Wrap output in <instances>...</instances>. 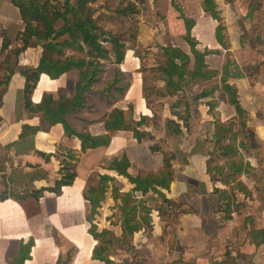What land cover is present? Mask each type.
<instances>
[{
  "label": "crops",
  "instance_id": "obj_1",
  "mask_svg": "<svg viewBox=\"0 0 264 264\" xmlns=\"http://www.w3.org/2000/svg\"><path fill=\"white\" fill-rule=\"evenodd\" d=\"M180 1L184 10L176 7L174 13L183 26L189 51L172 47L189 54L190 64H194L186 40L185 18L191 19V37L198 50L207 51V69L215 72L205 81L215 80L216 113L200 114L201 122L212 127L201 134L213 147L203 142L194 151L191 144L189 161L172 163L169 188H160V194L150 190L159 199H155L157 206L150 208L152 225L134 234L135 252L120 249L103 256L110 264H264V0H215L218 19L206 10L204 0ZM156 2L159 11L171 14L172 0ZM6 9H10L8 5ZM11 11L14 19H0V23L5 21L3 28L17 24L23 30L16 8ZM218 25L223 27V43L216 36ZM155 35L160 37L159 30L143 24L137 41L146 44ZM2 40L0 36V53L13 48L9 44L2 50ZM29 49L19 54L18 67L38 65L40 55L37 60L28 57ZM124 52L118 66L125 74V65L134 63L137 69L141 58L131 48ZM4 77H0V87H4L0 93V264H108L96 256L101 254L100 239L88 223V184L97 183L98 175L92 171L113 155L127 154L131 163L128 172L134 177L140 174V167L148 168L146 160L136 163L144 140L139 141L131 130L105 129L103 121L115 107L109 104L100 117L85 111L84 119H71L80 131L111 135L108 145L82 151L81 140L68 136L61 123H50L25 106L21 69L15 68L8 83L1 84ZM78 79L77 70L56 79L41 74L31 93L33 105L45 94L58 99L64 89L72 98ZM226 86L235 94L239 110ZM131 88L130 83L125 98ZM143 97L146 100L144 88ZM205 97L209 96L201 99ZM193 117L194 113L187 124ZM152 146L145 147L150 154L162 153L153 151ZM68 153L78 157L72 161L76 176L55 192L51 189L64 176ZM164 156L158 157L157 173L164 169ZM106 174L114 176L115 181L118 176L127 179V193L132 192L138 201L148 198L149 192L144 195L133 191L135 184L115 170L107 168ZM164 196L171 206L163 202ZM122 233L121 223L115 234L120 237Z\"/></svg>",
  "mask_w": 264,
  "mask_h": 264
},
{
  "label": "rangeland",
  "instance_id": "obj_2",
  "mask_svg": "<svg viewBox=\"0 0 264 264\" xmlns=\"http://www.w3.org/2000/svg\"><path fill=\"white\" fill-rule=\"evenodd\" d=\"M10 2L8 4L7 2ZM26 1V0H25ZM68 0H39L41 3H47L50 10H60L65 11ZM78 0H70L72 5H76ZM87 8H85V13L90 12L93 19H95L97 25L105 30L106 33H111L112 35L118 36L121 41L125 43V48H131L140 56L139 68H135L136 64L125 65V74L121 78L119 83L123 86L130 82L133 84L131 92L127 95V98L116 92L110 95L108 87L113 82L116 77V68H119L113 60H102L103 70L100 73L99 81L93 86V93L88 96V104L90 108L85 109V111L92 112L94 117L102 116L109 104L122 107L128 113H131V117L135 122L132 121V125L139 122L138 129L144 137V146H140L141 153H138L136 163H141V160H146L148 163L144 169L139 171V175L142 177L150 174L157 173L158 167L156 166L159 162V156L164 153L170 157V161L182 163L188 162V158L191 155L190 145H193L194 151L199 150L196 147H200L204 142V146L213 147V144L203 136V134L208 133V129L212 127L208 123L201 122L200 114H215L214 111L217 95L215 93L216 83L213 80L205 81V79H196L187 76L184 80L180 82V88L178 90L170 91L166 86L167 78L163 73V67H165L167 56L164 52V47L166 46H179L182 49L189 51V47L186 41L183 39L184 29L180 25L179 17L175 15L174 9L177 7L180 11L182 9V2L180 0H172L173 9L171 14H167L164 11H159L157 7V0H87ZM189 1V0H188ZM13 10L16 8L18 13V18L22 19L20 13V8L12 3V0H0V7H3V11L0 12V19H14L12 16V11L6 9V6ZM161 8V7H160ZM84 13V14H85ZM163 13V14H162ZM70 19L72 16H69ZM3 22H5L3 20ZM2 22V23H3ZM2 23H0V36L9 44H12V49H7V51H1L0 53V77L1 81H5L7 77V72L11 69L17 68L19 63V56L14 53L16 48H19L18 35L20 33V25L13 24L9 26L8 29L3 28ZM36 23V22H34ZM144 24L148 28L159 30L160 37L157 35L148 39V42L138 43L137 38L140 33V27ZM63 25V20L57 23V27L60 28ZM24 27V23L22 24ZM147 33V32H146ZM66 37L62 38L65 39ZM3 41V40H2ZM4 42V41H3ZM22 43V42H21ZM20 43V44H21ZM108 46H110L108 44ZM29 56L37 60L41 54V47H31L29 49ZM66 55H73L75 57L83 56L84 53L79 52L73 48H68L66 50ZM23 63H26L23 60ZM24 65V64H23ZM193 64H189L188 67L192 68ZM209 66V64H207ZM24 66L18 67L22 69ZM17 68V69H18ZM7 69V70H6ZM78 72V71H77ZM65 76L63 77V80ZM139 81V83H138ZM137 84V86H136ZM1 86V85H0ZM143 88L145 89V97H143ZM4 91V87H0V93ZM214 92V93H213ZM63 95H68V90L64 89L62 91ZM137 93V94H136ZM211 94V95H210ZM209 96L208 98H202L203 96ZM143 102L144 106L141 104ZM141 104V105H139ZM95 109V111H91ZM83 112L80 114L83 117ZM145 115H143V113ZM190 113L195 114V117L191 119L188 124V128H185L184 117ZM84 118V117H83ZM173 121V122H172ZM179 123L183 128V134H174V130ZM189 122V119H188ZM169 125V129H168ZM187 130V131H186ZM203 130V134L201 131ZM171 131V134H170ZM204 140V141H203ZM155 145L162 152L160 154H150L145 147L149 145ZM196 145V146H195ZM202 145V146H203ZM145 151V154L143 153ZM159 155V156H158ZM67 159L69 163H72V157L70 153L67 154ZM111 157V156H110ZM112 158L104 159L97 167L92 171V174L97 173L98 180L96 184H88V196L96 193L100 195V175L102 173H107V168L112 164ZM140 158V159H139ZM217 161L216 153H213V162ZM215 166V164L213 165ZM171 169V167H170ZM106 195L103 194V198L99 202V207L97 212L92 213L90 206L89 209V221L91 229L97 234L100 239V249L104 253H109V256L113 252H118L120 249L128 250L131 253L135 252L133 247H130L131 238L129 235L117 237L116 232L119 226L123 222V217L121 215V208L123 207V193L128 192L129 183L124 177H116L114 182H106L105 185ZM107 190V191H106ZM140 195V194H139ZM117 197V198H115ZM148 198L141 199L138 203L136 218L145 226V222L142 221V217L146 215L145 208H151L157 206V201L159 199L155 197L152 192L149 191ZM115 198V199H113ZM128 209L131 204H128ZM139 217V218H137ZM108 229L110 232L104 234L103 231ZM108 255V254H107ZM247 259V258H246ZM258 264H263L258 262Z\"/></svg>",
  "mask_w": 264,
  "mask_h": 264
},
{
  "label": "trees",
  "instance_id": "obj_3",
  "mask_svg": "<svg viewBox=\"0 0 264 264\" xmlns=\"http://www.w3.org/2000/svg\"><path fill=\"white\" fill-rule=\"evenodd\" d=\"M12 3L20 8L24 23L23 30H21L18 35V39L22 42V47L16 48L14 53L19 56L21 51H25L28 48L41 47L38 65L36 67L30 66L21 69V74L25 78V106L29 108L31 112L41 114L42 117L50 123H61L68 136L75 135L81 140L82 151L101 145H108L111 140L110 134L94 136L89 132L80 131L73 126L71 119L73 117L84 119L80 114L85 109L90 108L88 96L90 93H93V86L100 79V73L103 70L101 61L111 59L115 64L119 65L124 59L125 43L121 41L118 36L106 33L105 30H102L97 25L90 12L85 13L84 10L87 8L86 6L88 4L87 0H78L76 5H72L70 0H68L65 11H52L49 9L47 3H41L39 0H12ZM204 6L214 18L218 19L215 0H204ZM69 16H72V18L70 19ZM60 20H63V25L58 28L57 23ZM185 24L187 29L186 40L191 47L195 62L193 67L190 68L188 67L191 63L189 54L185 53L179 47H164L167 61L165 67H163V73L167 78V87L170 91L178 90L180 88V82L187 76L208 80L215 74L214 71L207 69L205 63V54L207 51L202 52L198 50L195 40L191 37L193 21L185 18ZM222 29L223 27L218 25L216 32V36L221 43H223V38L221 36ZM64 37L66 38L62 39ZM3 41L2 50H5L8 48L9 43L5 41V39H3ZM108 44L110 46H108ZM68 48H73L84 53V55L80 57H75L73 55L67 56L66 50ZM16 67L18 68V64ZM71 70H77L79 73L76 92L72 98L61 94L58 99H55L52 94H45L40 103L33 105L31 93L41 74L45 73L51 78L56 79ZM14 71L15 68L11 69L6 80L1 81V84L8 83ZM123 75L124 73L121 69L116 68V77L108 87V91L111 90L110 95L117 92L120 97L124 96L130 82L123 86L116 84L120 82ZM226 89H228L227 92L231 102L235 104L239 110L235 94L232 92L231 88L229 89V86H226ZM1 99L2 94L0 95V100ZM189 117L190 113L183 119V121H185V128H188L187 122ZM132 121L135 122L131 117V113H128L125 109L114 107L107 114L103 124L105 129L109 132L131 130L134 136L139 141H142L144 137L138 129L139 122L134 126L131 124ZM175 124H177V127L172 130V132L174 134H183L181 125L176 122ZM151 148L153 151H159V148L155 145ZM164 155V169L157 174L150 173L144 177L141 175L132 176L128 172L131 163L126 153L121 157H115L108 169L115 170L118 174L127 177L131 183L135 184L133 191H140L145 195L150 190H153L160 194V188H169L170 182L173 179L172 162L170 161V157L168 158L166 154ZM70 156L72 160H78L75 154H70ZM64 163L66 165L64 176L57 181L54 188L51 189L48 187V189L59 192L63 185L70 184L76 176L74 163H69L68 160L64 161ZM215 169L217 170V167H215ZM100 180V186L98 188L100 195L96 193L93 195L94 189L92 190V195L88 197L92 213L94 214L97 212L96 210L99 207L100 200L103 198V194L106 195V182H114L115 177L109 174H101ZM122 195H124V205L121 208V215L124 218L122 222V236L125 239V236L129 235L132 239L130 247H133L132 241L134 234L143 227L146 228L152 225V210L148 207L145 208L146 215L142 217V221L145 222L144 226L140 221L135 219L138 208L137 205L141 201H138L133 196L132 192ZM163 202L171 206L170 201H168L165 196ZM128 204H131L129 209L127 207ZM103 233L106 234L107 232L103 231ZM94 235L97 237L96 233H94ZM100 252L101 254H97L96 256L110 264L111 262L103 256L104 251L102 252V250H100Z\"/></svg>",
  "mask_w": 264,
  "mask_h": 264
}]
</instances>
